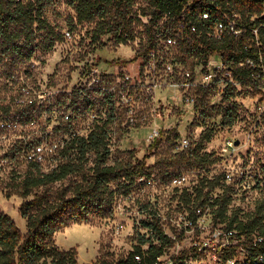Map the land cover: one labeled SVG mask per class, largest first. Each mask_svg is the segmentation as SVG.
<instances>
[{"label":"rangeland","instance_id":"374dc122","mask_svg":"<svg viewBox=\"0 0 264 264\" xmlns=\"http://www.w3.org/2000/svg\"><path fill=\"white\" fill-rule=\"evenodd\" d=\"M51 1L45 8L46 18L64 35L62 42L48 50L42 44L44 32H40L29 49L33 56L28 60V53L25 57L7 53L0 43V180L8 178L18 160L22 161L19 168L23 169L28 156L41 149L51 153L48 144L66 132L56 130L67 123L66 115H71L72 130L80 136L89 135L95 125H105L110 137L109 163L135 162L147 156L149 174L142 179L124 180L125 187L116 197L112 218L72 224L56 233V245L64 251L75 249L78 264L118 260L138 247L148 251L150 244H142L149 239L147 225L158 223L168 236L178 241L174 245L155 242L164 253L163 264L184 252L189 253L184 264H222L220 253L211 250L213 245L218 250L229 244L246 243L245 236L234 230L236 225L229 229L230 217L237 214L239 220L247 218L258 203L264 202V186L247 190L255 185L256 175L264 174V92L257 94L249 87H240L228 101L225 97L206 96L199 106L191 108L180 104L181 93L165 85L164 78V85L149 102L134 93L135 123L129 124L123 103L116 96L109 97L105 90L120 88L127 81L141 82V59L137 55L146 44L147 27L152 19L148 1L136 0L134 40L125 43H119L111 35L100 36L96 22L79 23L70 0ZM194 62L195 59L188 58L185 67ZM228 107L237 112L231 126L223 121L222 109ZM154 127L161 132L160 142L150 148ZM170 131L175 133L169 134ZM206 134L209 140L204 141L203 151L212 160L218 159L216 164L197 168L164 162L180 153L177 147L182 138L190 137L194 147ZM227 140L239 142L232 156L222 152ZM43 168L48 171L51 163L43 160ZM241 171L245 180L237 184L224 180L225 172H229L240 181ZM182 174L187 176V183H180L178 177ZM217 177L222 181L211 195L219 196L228 187L232 196L225 221L205 215L208 210L204 211L199 206L202 200L196 199V188L202 181ZM119 183L115 181L112 186L117 188ZM186 187L193 190L183 191ZM22 203V198H8L0 188V213L10 216L25 233L26 220L19 211ZM184 207L201 215V227H193L183 236L180 229L182 212L187 211ZM199 242L206 243V251L191 250ZM244 257L240 253L238 259Z\"/></svg>","mask_w":264,"mask_h":264},{"label":"trees","instance_id":"16d2710c","mask_svg":"<svg viewBox=\"0 0 264 264\" xmlns=\"http://www.w3.org/2000/svg\"><path fill=\"white\" fill-rule=\"evenodd\" d=\"M147 1L152 8V19L147 27L146 44L140 55H137L139 58L145 56L151 49L157 48L156 30L161 20L179 16L190 4L198 6V1L200 2V0ZM228 1L251 27H260L264 24L262 17L264 0ZM51 2V0H0V43L4 46L5 52L21 57L28 53L26 59H31L33 52L29 49L40 32H44L42 44L48 50L63 41L64 35L56 31L46 18L45 8L51 5ZM70 2L76 12L77 21L96 22L100 36L111 35L119 43L134 40L132 23L136 0H70ZM251 18L255 19L251 21ZM260 40L262 44L260 48L254 42L250 43L252 46L250 56L253 58H256L259 52L264 54V31L260 34ZM244 43L243 39L233 40L229 37L220 42H208L203 34L199 42L180 44L175 51V57L180 62H186L188 58L201 60L209 53L222 52L229 56L235 54L236 59L240 60L247 56L244 52ZM200 45L203 49L199 47ZM236 78L242 87H249L257 94H262L253 85L248 70L237 71ZM231 93L225 95V101L232 98ZM205 97V93L201 94L199 103ZM222 111L224 124L233 125L237 118L236 109L228 107ZM114 117V115L111 117L112 120ZM72 128V122L58 126L56 130L66 132L55 142L48 144L51 153L43 150L41 162L37 158L28 159L23 169L19 168L22 161L18 160L17 166L11 170L8 178L0 180V188L6 197L18 196L23 199L19 211L21 217L26 220L24 233L10 216L0 213V264H78V253L75 249L64 251L56 245L54 240L56 233L72 224L112 218L116 197L124 189V182L149 174L151 167L147 165V156L135 162L109 163L110 137L105 125H95L87 136L74 134ZM175 139L179 140L177 134ZM206 140H209V136L202 135L194 147L191 144L188 149L168 157L164 162L168 165L197 168L216 164L219 160H212L211 155L203 151ZM159 142V138L155 139L150 148L157 147ZM43 160L51 163L48 171L43 168ZM115 181H120L117 188L112 186ZM221 181V177L202 181L196 189L198 194L196 199L206 201ZM205 189H209L207 193H204ZM231 200L230 190L226 187L212 205L217 206L215 219L226 220ZM230 218L227 223L229 229L232 230L236 225L234 230L240 236H245L246 243L222 248L220 250L222 264L238 259L239 249H246L249 253L247 261L242 264H259L258 258L264 255V202L258 203L247 218L239 220L237 214ZM147 227L152 233L146 235L149 239L142 244H150L148 251L138 247L127 257L118 260L100 259L95 264H154L164 254L155 242L163 244L175 242L165 235L158 223ZM257 236L263 237V242L254 247L253 241ZM188 254L181 253L173 259L174 263L184 264Z\"/></svg>","mask_w":264,"mask_h":264},{"label":"built area","instance_id":"2783aa9c","mask_svg":"<svg viewBox=\"0 0 264 264\" xmlns=\"http://www.w3.org/2000/svg\"><path fill=\"white\" fill-rule=\"evenodd\" d=\"M198 6L190 4L186 7L179 16H174L170 19H163L159 22L156 30L157 48H153L141 59V82L130 84L125 82L120 85V88L106 89L105 93L111 98L116 96L125 107L126 114L128 115L127 122L129 124L135 123L136 107L135 92L140 94L146 102L156 94L159 88L165 85L174 91L181 93L180 104L185 107L194 108L199 105L201 94L205 96H213L216 98H223L231 92H235L238 88L242 87L241 83L236 78L237 71L248 70L250 79L253 85L257 87L261 93L264 92V54L259 52L256 58L250 56L252 46L251 42L260 48L261 40L260 34L264 31V24L260 27H251L242 16L234 10L228 0H200ZM264 17V12L262 14ZM255 18H251L253 21ZM207 37L208 42H220L224 38L229 37L233 40H245L244 52L247 56L237 60L236 56H229L222 52L209 53L204 59L195 58V62L189 68L186 62H180L175 57V51L180 44H193L199 42V39ZM200 48L203 47L200 45ZM197 49V48H196ZM199 49V48H198ZM186 66V67H185ZM66 122L71 121V115L65 116ZM77 134V133H74ZM78 135V134H77ZM161 132L158 128H153L150 133V139L154 141L159 138ZM80 136V135H79ZM191 146L190 138L184 137L177 147L178 151H183ZM56 147V146H55ZM236 150V142L227 140L222 145V152L224 155L232 156ZM39 150L28 159L37 158L42 161V152ZM38 155V156H37ZM242 172V171H241ZM145 177V176H144ZM139 177L137 179H142ZM181 184L187 183V176L182 174L178 177ZM224 180L229 184H237L245 180V174L242 172L240 181L234 178V175L225 172ZM254 186H248L247 190L259 189L264 186V174L256 175ZM249 185V183L247 182ZM197 189V188H196ZM192 191L193 188L186 187L183 191ZM217 196L209 194L208 199L203 201L199 206L208 210L205 215H211V218L216 217L217 206H212ZM186 208V207H184ZM197 209V208H196ZM187 211L182 212L183 227L180 232L189 234L193 227H197L201 220V215L186 208ZM160 225V224H159ZM162 227V226H161ZM199 227H201L199 225ZM163 229V228H162ZM164 231V230H163ZM152 233L149 229L148 236ZM165 233V231H164ZM165 235H167L165 233ZM168 236V235H167ZM174 244L178 241L174 237L168 236ZM263 242V237L257 236L253 241V246L256 247L259 243ZM173 244V245H174ZM235 246V245H227ZM215 245L212 247L213 252H219L222 248ZM194 252H203L207 250L206 243H195L191 249ZM217 250V251H216ZM244 253V259L229 260L227 264H240L245 263L248 257V250L239 249V254ZM163 256V255H162ZM160 256L154 264H163ZM175 257H173L174 259ZM137 259L140 261L139 257ZM173 259H170L165 264H175ZM187 260V259H186ZM186 260L184 262H186ZM238 261V262H237ZM259 264H264V255L258 258Z\"/></svg>","mask_w":264,"mask_h":264},{"label":"water","instance_id":"95a60500","mask_svg":"<svg viewBox=\"0 0 264 264\" xmlns=\"http://www.w3.org/2000/svg\"><path fill=\"white\" fill-rule=\"evenodd\" d=\"M236 145H239V142L238 141H236Z\"/></svg>","mask_w":264,"mask_h":264}]
</instances>
